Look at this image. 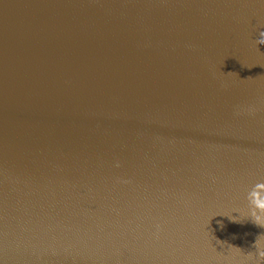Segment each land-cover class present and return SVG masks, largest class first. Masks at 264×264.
<instances>
[{
    "label": "water",
    "instance_id": "obj_1",
    "mask_svg": "<svg viewBox=\"0 0 264 264\" xmlns=\"http://www.w3.org/2000/svg\"><path fill=\"white\" fill-rule=\"evenodd\" d=\"M264 0H0V264H264Z\"/></svg>",
    "mask_w": 264,
    "mask_h": 264
},
{
    "label": "clouds",
    "instance_id": "obj_2",
    "mask_svg": "<svg viewBox=\"0 0 264 264\" xmlns=\"http://www.w3.org/2000/svg\"><path fill=\"white\" fill-rule=\"evenodd\" d=\"M260 36H261V40L259 41V43L264 44V31L260 32Z\"/></svg>",
    "mask_w": 264,
    "mask_h": 264
}]
</instances>
